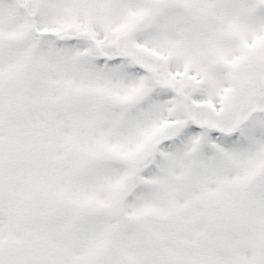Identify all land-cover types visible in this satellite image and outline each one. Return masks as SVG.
Instances as JSON below:
<instances>
[{
  "label": "snow or ice",
  "instance_id": "snow-or-ice-1",
  "mask_svg": "<svg viewBox=\"0 0 264 264\" xmlns=\"http://www.w3.org/2000/svg\"><path fill=\"white\" fill-rule=\"evenodd\" d=\"M0 264H264V0H0Z\"/></svg>",
  "mask_w": 264,
  "mask_h": 264
}]
</instances>
